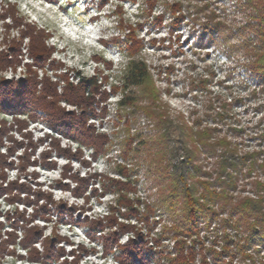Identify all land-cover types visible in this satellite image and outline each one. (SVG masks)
Instances as JSON below:
<instances>
[{
  "label": "rangeland",
  "instance_id": "rangeland-1",
  "mask_svg": "<svg viewBox=\"0 0 264 264\" xmlns=\"http://www.w3.org/2000/svg\"><path fill=\"white\" fill-rule=\"evenodd\" d=\"M263 54L264 0H0V88L37 93L0 112L5 184L28 190L0 198V264H264ZM130 59L152 87L123 88ZM66 115L96 151L50 128Z\"/></svg>",
  "mask_w": 264,
  "mask_h": 264
},
{
  "label": "trees",
  "instance_id": "trees-1",
  "mask_svg": "<svg viewBox=\"0 0 264 264\" xmlns=\"http://www.w3.org/2000/svg\"><path fill=\"white\" fill-rule=\"evenodd\" d=\"M132 57V56H129ZM256 64L260 65L258 67V71L261 75L264 74V54L262 56H260L257 59ZM121 83L123 88L126 89V91H131L132 89H140L143 87H152L153 83H152V79L150 76V73L148 71L147 66L144 64V62L137 60V59H130L127 66L125 67V69L123 70V73L121 75ZM35 86L31 84V87ZM31 87L25 85V86H21L19 88H14V87H10L8 88L9 90H5V88H0V112L1 113H13V112H18L19 114L25 115L28 113H32V109H33V104L36 103L37 99V93L34 89H32ZM72 87V86H71ZM35 88V87H34ZM77 91H75V96H72L75 101H68L66 102L68 105L70 106H75V107H79V105H81V103L83 104H87L89 107H91L93 105V101L91 99V94L93 93L92 91H96L97 89V80L96 78H90V79H80L78 82V87L76 88ZM87 93V99L84 98V94ZM129 94V93H128ZM133 93H131L130 95H132ZM125 101H130L131 103H135V100L131 99V98H125L123 97V101L122 103L125 104ZM85 111V110H83ZM92 111V109L90 110ZM84 113H87L86 111ZM48 117L51 118L50 114H47ZM70 115H66L67 119H63L59 121H51V125L50 128L54 131H56L58 133V135H64L66 137H71V140H73L74 142H76L78 144L79 147L85 146V147H89L91 149V152L93 153L94 151H96L95 149V145L93 144H86L84 142V134L82 133V131L77 128L78 124L81 123V120H75V119H69ZM1 133V132H0ZM199 135V134H198ZM198 143H203L201 141V139H198ZM94 158V157H92ZM187 159V158H186ZM189 163V162H188ZM185 166L186 167L188 166ZM11 168V164L7 163V158L2 156L0 154V198L11 195L13 191H17L19 194L22 195H27L28 194V190H26L24 185H16L14 183H8L5 184V176H4V171L8 170ZM189 173L187 171H185V176H187ZM125 177V176H124ZM74 183L76 185V188L73 189L74 191L72 192H78L77 194H75L76 198H83L87 188L86 185L84 186V188H82V190L80 188H78V185L80 184H87L85 180L81 179H75ZM5 185V187H3L2 185ZM81 187V186H80ZM121 187V185H119L117 188H115L116 192H109L111 193V195L116 196V205L117 208H112L109 207L108 208V213L111 214L113 212H116L120 214V210L123 209H127L128 206L125 204H121L120 202V190L119 188ZM120 195V196H119ZM49 201L47 200V203ZM50 206H52V203L49 202ZM242 207L236 208L240 209ZM51 209V208H50ZM247 208H244V210H242V214L238 213L236 214V217H238V219H242L244 217L245 211H247ZM239 211V210H237ZM50 211L47 210V208H41V217H43L42 219H45L46 221H48V218H44L45 215H49ZM196 209L192 208V214L190 216V220L194 221V218L196 217ZM39 214V212H37L36 210V215ZM65 212H61V216L65 215ZM16 221H13L15 223V225H18L19 223H24L26 222L25 218L23 216H19L16 218ZM108 220V219H106ZM261 230H262V235L264 237V221L261 224ZM103 228H98L96 230H94V232H96V234H100L102 232ZM121 229H123L121 227ZM195 227L194 225L191 223V226H189V230L186 232L188 234L191 233H195L196 231L194 230ZM257 234V233H256ZM36 235V233H32L29 237H27L26 241H22L19 242V246L26 250L29 249L31 247L32 241H36L34 239V236ZM115 235V234H114ZM38 236V234H37ZM254 236V235H251ZM248 241V240H246ZM114 245V249L118 248V244L117 241L115 240L113 242ZM235 249L238 251H241V246L235 247ZM196 255L195 252H190V254H187L185 257H182L181 261L184 262L185 264H191V262L193 261L194 256ZM52 257V252L50 251L49 255H44L43 258L48 259ZM144 257H142L141 255H132L130 258V261L132 264L134 263H140L142 261ZM37 261H39V259H37ZM205 264V263H204Z\"/></svg>",
  "mask_w": 264,
  "mask_h": 264
}]
</instances>
